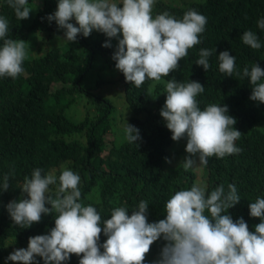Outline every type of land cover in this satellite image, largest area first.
Here are the masks:
<instances>
[{"label":"trees","instance_id":"16d2710c","mask_svg":"<svg viewBox=\"0 0 264 264\" xmlns=\"http://www.w3.org/2000/svg\"><path fill=\"white\" fill-rule=\"evenodd\" d=\"M32 3L36 6V0ZM37 7L26 25V20L19 21L13 9L0 0V15L9 20L10 37L24 41L35 37L40 44L35 55L24 61L23 74L16 79H0V177L10 173L12 185L0 195V264L14 248L27 247L29 237L45 234L54 226L55 213L42 216L30 228L20 229L3 207L21 195L24 177L30 176L34 168L57 176L65 168L77 172L81 176L82 202L95 206L103 218H108L116 206L131 208L144 199L150 203L149 221H158L163 218L164 204L170 196L195 184L193 171L185 170L181 162L175 163L176 159L182 161L184 148L171 152L176 142L170 139L171 133L159 116L165 101L164 83L145 80L140 87L127 83L111 59L113 41V48L101 47L106 37L97 32L79 37L76 43L63 40L55 22L42 20L55 10L56 0H37ZM190 8L207 17L201 43L189 49L180 67L163 80L174 77L185 82L199 81L205 88L197 97L201 107L222 102L237 119L234 127L242 136L236 143L243 150L224 158L209 157L208 164L198 168L202 182L210 187L236 183L241 201L229 213L234 219L243 217L252 230L259 220L250 217L248 204L264 195V104L249 99L251 85L247 79L235 72L227 77L219 71L216 55L230 50L240 71L254 63L264 68V47L253 50L241 39L244 31L252 30L264 41V30L257 27L258 18L264 17V0H183L178 4L156 0L153 15L168 11L181 18ZM200 48L216 49L206 72L195 65ZM96 68L101 72L96 86L85 87L84 81L94 78ZM110 74L120 87L127 122L140 129L142 141L138 147L126 139L121 143L112 141L110 148L106 146L104 137L112 126L113 106L108 98L92 91L111 82L106 78ZM81 96L89 98L88 105L95 115L86 112L73 121L67 111ZM183 143L186 144L182 140ZM165 157L176 158L171 168H165ZM105 239L101 233L100 242ZM160 245V241L153 243L146 260L157 256ZM78 261L73 254L69 264Z\"/></svg>","mask_w":264,"mask_h":264},{"label":"clouds","instance_id":"9594fccd","mask_svg":"<svg viewBox=\"0 0 264 264\" xmlns=\"http://www.w3.org/2000/svg\"><path fill=\"white\" fill-rule=\"evenodd\" d=\"M4 2L19 21L37 7V0L35 9L32 0ZM155 4L156 0H56L55 10L42 20L55 22L61 39L71 43L93 32L106 37L103 48H113L115 40L111 59L127 83L136 87L145 80L164 83L159 116L173 142H186L179 160L185 170L206 166L209 157L239 154L243 149L236 142L242 133L234 127L237 119L228 105L209 103L202 108L197 97L205 88L199 81L163 80L180 67L189 49L201 43L207 17L192 8L181 18L168 11L153 15ZM257 27L264 30V17L258 18ZM9 32L8 18L0 15V79L23 74L29 53V43L11 38ZM241 39L253 50L264 47L252 30L244 31ZM213 54L216 49L200 48L195 65L206 72ZM216 56L219 71L247 79L249 99L264 104V68L254 63L240 71L230 50ZM123 134L136 147L142 141L140 129L127 120ZM165 162L172 165L173 158L165 157ZM10 175L0 177V195L12 187ZM80 185L81 176L71 168L57 176L37 167L24 177L21 195L3 205L9 218L27 229L55 213L54 226L29 237L27 247L14 248L3 264H69L73 254L79 257L78 264H264V195L248 204L250 217L259 220L250 230L243 217L234 219L229 213L241 201L236 183L210 187L202 182L177 190L165 202L163 218L152 222L150 203L144 199L131 208L116 206L103 218L95 206L82 202ZM101 233L106 237L103 243ZM157 241L161 242L157 256L146 260Z\"/></svg>","mask_w":264,"mask_h":264},{"label":"rangeland","instance_id":"374dc122","mask_svg":"<svg viewBox=\"0 0 264 264\" xmlns=\"http://www.w3.org/2000/svg\"><path fill=\"white\" fill-rule=\"evenodd\" d=\"M171 2H174L176 4L182 2L183 0H169ZM185 2H189L191 0H184ZM34 9L36 6H33ZM38 7H36V10L33 11L30 14V17L28 19H26V25L27 23L34 17L35 13L37 12ZM33 37V36H32ZM29 43V53H28V57L30 58L33 55H35L36 50L38 48L39 42L36 40L35 37H33L31 40L26 41ZM114 43H116L115 40H113ZM92 75L94 76V78L89 77L87 78L83 85L85 87H95L96 83H97V76L101 75V72L99 73V69L96 68L93 72ZM111 75V74H110ZM107 75L106 78L108 77L107 80L111 81L109 83H103L99 86H97L96 89H94L92 91L93 94L95 95H100L103 96L105 98H108L110 100V102L112 103L113 106V111L112 114L110 116V120H111V129L110 131H108L104 137L105 143L107 148H110L112 146V141H115V143H121L122 141L125 140L124 134H123V125L125 120H127V113H126V107H125V103L123 100V96L120 92V87L118 85L117 82H115L117 79H115V76H110ZM88 101L89 98L87 96H81V98L78 99L77 104L71 106V108L67 111V116L69 118H71L73 121H77V118H81L83 114H86V112H88V114L90 116H94L95 112L93 110H91V105H88ZM76 119H73V117ZM182 147L185 148V144H182V141L180 142H176V144L174 145V148L171 149V152L173 153V149H180ZM176 158H173V160H175ZM181 159H176L175 163H179ZM165 168H171V166L165 162ZM174 165V164H172ZM195 175V184H199L202 183V172L200 171V169L198 167H194L191 169ZM94 193H91V195L89 197H92Z\"/></svg>","mask_w":264,"mask_h":264},{"label":"bare ground","instance_id":"6f19581e","mask_svg":"<svg viewBox=\"0 0 264 264\" xmlns=\"http://www.w3.org/2000/svg\"><path fill=\"white\" fill-rule=\"evenodd\" d=\"M211 169V168H210ZM159 248V247H158Z\"/></svg>","mask_w":264,"mask_h":264}]
</instances>
